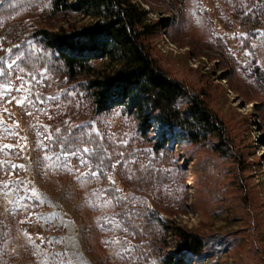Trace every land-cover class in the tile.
<instances>
[{"label":"rangeland","instance_id":"rangeland-1","mask_svg":"<svg viewBox=\"0 0 264 264\" xmlns=\"http://www.w3.org/2000/svg\"><path fill=\"white\" fill-rule=\"evenodd\" d=\"M136 1L156 24L146 44L158 66L223 122L222 149L155 125L153 140L173 152L157 154L133 118L95 110L88 79L27 68L36 31L89 21L51 16L44 0H3L0 264H162L176 228L216 248L181 264H264V0ZM61 125L97 137L112 166L102 174L81 140L65 155L52 143ZM152 212L165 235L146 224Z\"/></svg>","mask_w":264,"mask_h":264},{"label":"trees","instance_id":"trees-1","mask_svg":"<svg viewBox=\"0 0 264 264\" xmlns=\"http://www.w3.org/2000/svg\"><path fill=\"white\" fill-rule=\"evenodd\" d=\"M44 1L45 11L51 16L68 17L80 12L89 22L81 27L71 23L57 31H36L32 39L39 51L26 58L27 68L37 65L34 68L61 74L70 82L88 79L84 87L95 110H121L133 118L139 137L157 154L167 156L173 152L164 140H153L150 129L155 125L176 130L192 145L207 144L220 152L226 133L223 122L209 109L203 96L192 93L158 66L146 44L155 33L156 24L136 0ZM97 62H101L100 69L94 66ZM80 140L90 148L87 157L104 174V169L112 166V159L97 145V137L67 125L55 127L52 136V143L65 153H72ZM150 214L146 224L153 233L165 235L167 225L157 214ZM174 233L179 245L162 264H181L183 256L201 259L216 253L212 238L183 228H176Z\"/></svg>","mask_w":264,"mask_h":264},{"label":"snow or ice","instance_id":"snow-or-ice-1","mask_svg":"<svg viewBox=\"0 0 264 264\" xmlns=\"http://www.w3.org/2000/svg\"><path fill=\"white\" fill-rule=\"evenodd\" d=\"M2 2H3V0H0V3H2ZM13 63H14V62H13ZM8 67L11 68L12 65L9 64ZM2 72H3V70H0V74H2ZM21 87H23V86H21ZM17 103H23V101H21V100H17ZM6 147H10V146H6ZM83 151H84V152H87L88 149L85 147V148L83 149ZM64 154L67 155L68 153H64ZM46 158H50V157H46ZM80 162H81V163H84L83 160H81ZM14 167H15V166H14ZM92 175H96V174H95V173H92ZM33 191H35V190L33 189Z\"/></svg>","mask_w":264,"mask_h":264}]
</instances>
